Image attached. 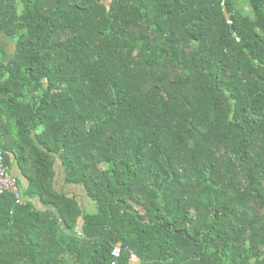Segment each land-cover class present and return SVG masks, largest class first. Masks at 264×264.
I'll list each match as a JSON object with an SVG mask.
<instances>
[{"label": "trees", "instance_id": "trees-1", "mask_svg": "<svg viewBox=\"0 0 264 264\" xmlns=\"http://www.w3.org/2000/svg\"><path fill=\"white\" fill-rule=\"evenodd\" d=\"M246 5L0 0V149L44 208L0 196V264H264V0ZM56 160L94 214L55 192Z\"/></svg>", "mask_w": 264, "mask_h": 264}, {"label": "crops", "instance_id": "crops-1", "mask_svg": "<svg viewBox=\"0 0 264 264\" xmlns=\"http://www.w3.org/2000/svg\"><path fill=\"white\" fill-rule=\"evenodd\" d=\"M6 164L10 169L12 177L17 181L22 191L25 202L34 205L36 209H44L41 204V201L37 196L32 198L24 196V194L29 189L30 183L20 167L18 156L16 154L14 155L12 153H9L7 155ZM54 168L55 176L53 179V188L55 192L60 195L67 196L69 198H74V200L77 202L78 206L84 214H94V203L88 198L83 187L67 183L64 168L59 160H56Z\"/></svg>", "mask_w": 264, "mask_h": 264}, {"label": "built area", "instance_id": "built-area-1", "mask_svg": "<svg viewBox=\"0 0 264 264\" xmlns=\"http://www.w3.org/2000/svg\"><path fill=\"white\" fill-rule=\"evenodd\" d=\"M8 193L14 197L15 203L18 206L25 205L26 202L23 198L22 191L17 183V181L12 177L10 169L6 164L5 156L0 149V196ZM120 247L117 246L112 252L114 258L119 257ZM130 259L133 262L137 261V257L134 254H130Z\"/></svg>", "mask_w": 264, "mask_h": 264}, {"label": "rangeland", "instance_id": "rangeland-1", "mask_svg": "<svg viewBox=\"0 0 264 264\" xmlns=\"http://www.w3.org/2000/svg\"><path fill=\"white\" fill-rule=\"evenodd\" d=\"M246 1L247 0H243V7L245 8V10L247 11V5H246ZM0 47L4 48L5 51L7 52V59H9L12 54L14 53V45L13 42L11 40H9L5 35H3L2 33H0Z\"/></svg>", "mask_w": 264, "mask_h": 264}]
</instances>
